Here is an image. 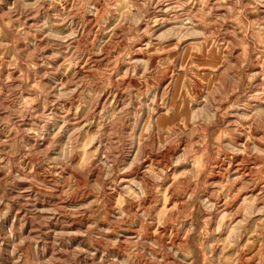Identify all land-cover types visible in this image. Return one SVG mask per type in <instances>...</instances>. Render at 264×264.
Segmentation results:
<instances>
[{"label": "clouds", "instance_id": "obj_1", "mask_svg": "<svg viewBox=\"0 0 264 264\" xmlns=\"http://www.w3.org/2000/svg\"><path fill=\"white\" fill-rule=\"evenodd\" d=\"M0 216V264H264V0H0Z\"/></svg>", "mask_w": 264, "mask_h": 264}, {"label": "rangeland", "instance_id": "obj_2", "mask_svg": "<svg viewBox=\"0 0 264 264\" xmlns=\"http://www.w3.org/2000/svg\"><path fill=\"white\" fill-rule=\"evenodd\" d=\"M93 22L89 21V27H88V31H95V29L93 27H91V24ZM96 37L94 36L93 39H95ZM140 43V42H138ZM145 47H149V45L147 43H145L144 45ZM218 49L213 51V54L210 56H205V57H194L191 53H189L187 55V61H192L193 63H198L199 67L196 69V73L198 78L195 80V84L198 88H203V86L205 84L208 83V81L212 78V73L215 67V61L217 59V53H218ZM186 61V62H187ZM83 69H81L82 71ZM173 76L177 77V85L180 86L181 83V73H176V72H172L170 71L168 73L167 79L169 81V83L172 81ZM128 84H131L133 87H136L137 84L135 81H128ZM152 85L154 88L159 89L160 85L156 82L153 81ZM111 96L115 97L117 95H120V93H116L113 92L110 94ZM164 93L163 91H159L157 93V96H163ZM104 101H106L107 103H113L114 100L109 99V94H106L104 96ZM154 99H156V96H154ZM179 110L183 111V104L181 103L179 105ZM152 162H156L159 163L161 166H164L167 164L168 162V154L164 153L161 154L159 157H153L149 163ZM230 172H236V173H244V174H250L253 172V166H252V162L245 160L243 158H238L235 160H228L227 158H223V157H218L216 160L213 161L211 169L209 170V172L207 173L208 176V181L212 182V181H216V180H223L224 176L227 173ZM47 175V174H45ZM121 179L120 177H117V180ZM88 192L86 191V189L84 187H82L80 193L78 194V196L76 197L77 201H82V200H86L88 198ZM171 196H172V200L170 201L171 203L175 204L180 202L183 199L182 193L180 189H173L171 190ZM158 206L161 207V209L163 208V205H159V202H157ZM112 211V194L108 193L106 195L105 198V205H104V214L102 216H100V222H105L107 220L108 215L111 213ZM9 219L12 218L11 216V210L8 211L7 213ZM199 216L200 213L198 212L195 216V219L198 221L199 220ZM4 217L0 216V220H3ZM88 219H92L91 216L88 217ZM74 223H82V221L80 222H74ZM57 226H59V222L57 223ZM126 227H130V226H126ZM161 239L164 240L165 242L172 240L173 242L178 241L180 239L178 233L173 232L170 229H166V230H162L161 231ZM196 238H194L193 242L195 243ZM199 264H204V261L201 260L199 262Z\"/></svg>", "mask_w": 264, "mask_h": 264}]
</instances>
